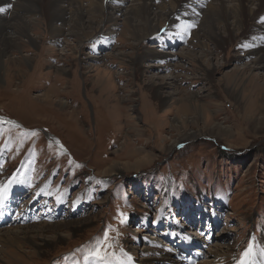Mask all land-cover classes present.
I'll return each instance as SVG.
<instances>
[{
  "label": "rangeland",
  "instance_id": "1",
  "mask_svg": "<svg viewBox=\"0 0 264 264\" xmlns=\"http://www.w3.org/2000/svg\"><path fill=\"white\" fill-rule=\"evenodd\" d=\"M132 1L115 0L112 7L123 14ZM223 1L244 28L234 33L244 39L221 47L207 39L204 48L195 47L197 40L187 44L196 31L210 35V17L222 20L204 15L211 0L200 14L173 20L181 26L172 30L153 19L163 22L160 31L143 42L125 31L124 14L112 16L117 22L109 33L110 25L89 13L95 1H69L55 36L36 12L19 15L36 44L18 39L20 52L8 48L2 57L17 64L24 55L29 67L20 62L19 74L8 65L0 82V264H101L92 255L98 244L108 264H264V100L250 105L253 112L246 109L253 75L264 98V67L251 64L264 54L255 46L264 36L250 25L264 8L252 19ZM20 2L0 0V20L12 23ZM153 11L161 16L164 9ZM148 51L173 55L133 68L135 54ZM50 87L49 101L38 100ZM156 92L169 100L162 103ZM73 110L76 115L67 114ZM28 226L15 242L5 239ZM36 233L51 243L42 246ZM249 245L252 255L244 257ZM34 250L46 256L34 260ZM16 253L23 254L15 259Z\"/></svg>",
  "mask_w": 264,
  "mask_h": 264
},
{
  "label": "bare ground",
  "instance_id": "2",
  "mask_svg": "<svg viewBox=\"0 0 264 264\" xmlns=\"http://www.w3.org/2000/svg\"><path fill=\"white\" fill-rule=\"evenodd\" d=\"M39 1L44 3V7H41L39 5ZM69 1L76 2L78 4H82L84 2H89V5H91V6H92V2L95 1L97 3L96 8L95 9L89 8V13H90L91 17H94V15H95L101 19H104V20H102V22H103V24H109L110 25L108 28L110 29L109 33H111V34L114 33L113 30L116 27V22H117L116 17L112 18V16L113 15L114 16L115 15L116 16H118V15L122 16L124 14V16H123L124 20L123 21H125V23H126L125 24L126 25L125 31L127 33H129L130 38L134 39L135 41L143 42L146 39H148L149 37H151L153 34L159 33L161 23H163V22L168 21L169 22V29L172 30V29H175V28H178L181 26V24H179V25L174 24L173 20H175V19L182 20L184 17H187V15H191V13L200 14L198 12L201 11L200 8L206 3L207 0H159L160 3L158 5L154 4V2H153L154 0H152V1L151 0H133L132 1L133 4L130 5V7L128 6L129 7L128 11L124 10L123 14H121V12L123 10H121L120 7L119 8L112 7V4L115 3V0H22V2L19 3L17 12L15 14H13L11 17L12 23H9V21L5 20L4 18L0 20V23H1L0 24V33L2 31L7 30V29L9 30L7 37L2 36L0 38V82L3 81L5 78L6 79L8 78V75L6 73V67L8 65H11L15 69H20L18 64H20V62H21L22 63L21 65H25L26 67H29L28 66L29 60H27L26 56H24V55L21 56L19 61H17L18 59L15 58L17 61V64H16V62H12L11 60H10L11 61L10 63H9V61H3L2 57H3L4 53L7 51V49L8 48H15L19 51V49H21V46L23 47V45H22L21 41L18 44L16 43V41L18 39H21V38L26 39V41L28 43L27 45L35 47V44H36L35 43L36 42L35 37L30 35V28H31L30 23L21 19L19 17V15L24 14V13H30L29 15L33 14L35 16V12H36V14L38 15V18L45 20L46 24L48 25V30L50 31L51 34H53L55 36L57 34L62 33V30H63L62 27L65 25L64 15L67 11H69V8L71 7V4L69 3ZM119 1H121V0H119ZM211 1H212V3L208 5L207 10L204 12V15H207V16L216 15V13H217L222 20L210 17L209 21H208V26H207V30H208V33L210 35H208L206 33L199 34V33H196L197 32L196 31L192 34V40L190 42H188L187 44L191 45V42L193 40H197L198 43L195 47L204 48V45L201 42L202 39H207L208 42H210L212 44H220V47H221V45L223 46L229 42H232V40H236V41H238V43H239V41H242L244 38L242 37V34H240L241 31H240V33H237V34L234 33V31L239 32L238 31L239 29H244V28L238 22L232 20V17H230V15H229L228 7L225 5L226 2L223 0H211ZM61 2H68L69 6L62 7V5L60 4ZM230 2H232L233 5H237V10H240L241 12L242 11L248 12V15L252 19L255 18L256 12L263 10V8H264V0H231ZM161 8L164 9V12L162 13L161 16H159V13L153 11V9L160 10ZM187 8H189V10ZM78 10L81 13L82 7H80ZM76 11H77V9L74 8L72 11V13H74L73 17L75 18V22L78 26L77 27L78 30H80V32H82V36H83V35H85V28H84L85 24L83 23V18L81 16V14L76 15ZM183 13L187 14V15H184ZM129 15H131V17H133V18H131ZM164 16H167V17L163 18ZM262 17H264V15ZM262 17L256 16L255 22L253 24L251 22V24H250L251 29L254 30L255 34L259 37L261 35L264 36V27L263 26L261 27L257 23V22L261 21ZM134 18H138L142 22L143 28L140 29V28H137V25H133V23H136L135 21H133ZM155 18L156 19L162 18L164 21L160 22V20H157L156 24L153 25L152 21ZM18 20L20 21L19 23L17 22ZM37 20H39V19H37ZM21 21H23V22H21ZM71 23H72V21H71ZM86 26H87V24H86ZM12 27H14V29ZM184 28L187 29V26L184 25ZM222 30H226L225 35H221ZM111 34H109V35H111ZM84 37L88 38L89 36L86 35ZM251 46H254V44L251 43ZM255 46L256 47H264V41H261V42L255 41ZM247 50L248 49H244L243 54L249 56L250 54L248 53ZM157 52H160V51H157ZM207 53H208V51H207ZM134 54H135V52H134ZM169 55L172 56L173 54H168V56L166 55V56L162 57L161 55H158L154 51H148V52H144L140 55L135 54V59H133V61L130 64H132L133 68H136L138 66V64L142 61V59H149V58H160V59L163 58L164 62H165V59H168ZM207 56H208V54H207ZM192 57H193V55H192ZM9 58H11V57H9ZM255 60H256V56L253 59V62L251 63L252 66L255 67L254 69H259V67H264V54L260 55L259 59L257 61H255ZM165 66L168 67L169 65H165ZM22 68H24V66ZM209 69H207V68L203 69L204 77L210 76L211 72H213V71H210ZM242 71L235 72V76L244 74L245 71H243V72ZM19 72H20L19 74H23V69H20ZM172 74H171V76H172ZM253 76L255 77V75H253ZM254 77L249 78V80L251 81V84H250L251 90L249 88L250 92H248V94L251 93L252 95L246 94V99H247L246 109L248 111H251V112H253L254 109L250 108V105H258L261 103L262 99L264 100L262 95H260V93H259V91H261L263 86L257 85V83H256L257 79H254ZM167 80H170V77L167 78ZM162 82H163V79H162ZM65 83L67 84V82H65ZM236 83H237V81H236ZM62 85H63V81H62ZM47 89H49V90H47ZM47 89L44 91V94H42V97H40V96L38 97V100H44L46 102L49 101L50 96H48V94L52 93L53 88L50 87ZM101 90L104 92L103 89H101ZM56 91H58V90H56ZM61 91H63L64 92L63 94L66 96L69 93L67 86L63 87V89H61ZM175 93L176 92H174L173 94H175ZM155 96L162 103H166L169 100L168 97L162 96L160 93H157V92H156ZM244 97H245V95H244ZM181 102H183V100H181ZM185 102H186V100H185ZM181 104H184V103H181ZM183 107L184 106H182V108ZM68 108L70 109L69 103H68ZM201 109H202V106H200V110ZM194 110L195 111L197 110V106H194ZM67 114L76 115L77 111L73 110ZM127 126H129V125H127ZM59 225H61V223H59ZM32 228H33V226H31L30 228H29V226L27 228H25V227L24 228H18V229H15V231H13V232L7 233L6 235H4V237L8 242H15L19 238V236H18L19 234L26 232V231L18 232L19 230H30ZM37 235H39L41 237L40 239H41V245L42 246L45 244L51 243V241H47L48 238L46 236H44L43 233H42V235H41V233L40 234L36 233L34 236H37ZM28 236H29V238H32V235H28ZM54 244H56V242H54ZM48 249L46 250V254L48 252ZM35 250H37V249H35ZM35 250H34V252H35ZM35 253L36 254L34 256V260H39V259H42L41 257L46 256L45 253L42 256V253L38 252V251ZM22 254L23 253H16L14 255V258L15 259L21 258ZM189 262L187 260L185 263L189 264ZM251 262H252V264H256V261L251 260ZM6 263L11 264L10 262H8V260L6 261ZM28 263H30V262H28Z\"/></svg>",
  "mask_w": 264,
  "mask_h": 264
},
{
  "label": "snow or ice",
  "instance_id": "3",
  "mask_svg": "<svg viewBox=\"0 0 264 264\" xmlns=\"http://www.w3.org/2000/svg\"><path fill=\"white\" fill-rule=\"evenodd\" d=\"M157 3H159V0H157ZM0 11H4L3 9H0ZM261 23H264V17L261 18ZM189 27H195V25H189ZM105 241L108 239L107 233H105L104 236ZM110 246V245H109ZM92 255L96 256L97 259L101 262V264H108L107 258H106V252L102 249V247L98 244L95 251L92 253ZM252 255V246L249 245V248L243 253L244 257H250ZM129 261H131V257L128 258ZM240 264H252L251 260H242Z\"/></svg>",
  "mask_w": 264,
  "mask_h": 264
},
{
  "label": "crops",
  "instance_id": "4",
  "mask_svg": "<svg viewBox=\"0 0 264 264\" xmlns=\"http://www.w3.org/2000/svg\"><path fill=\"white\" fill-rule=\"evenodd\" d=\"M247 51H248L249 54H251V51H250L249 49H248ZM252 53H253V52H252ZM253 54H254V53H253ZM254 55H255V54H254Z\"/></svg>",
  "mask_w": 264,
  "mask_h": 264
}]
</instances>
